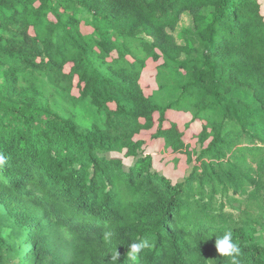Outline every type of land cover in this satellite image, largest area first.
Returning <instances> with one entry per match:
<instances>
[{"label":"trees","instance_id":"16d2710c","mask_svg":"<svg viewBox=\"0 0 264 264\" xmlns=\"http://www.w3.org/2000/svg\"><path fill=\"white\" fill-rule=\"evenodd\" d=\"M0 154V264H264V0H0Z\"/></svg>","mask_w":264,"mask_h":264},{"label":"rangeland","instance_id":"374dc122","mask_svg":"<svg viewBox=\"0 0 264 264\" xmlns=\"http://www.w3.org/2000/svg\"><path fill=\"white\" fill-rule=\"evenodd\" d=\"M192 19L190 17L189 14H184L181 18V21L177 27V30L173 31V33L176 35L177 39L179 41L181 40V35H182V31L184 28H193L192 25ZM44 91L46 93V95L50 98V101L52 103V105L58 109V106L61 108L62 113H64L67 117H71V115H73L75 113V107L71 106L67 101L63 102V103H58V99H57V91L55 86L53 85V82L51 79H46V86L44 88ZM169 98L165 97V96H161L159 95L157 97V101L160 102H165L168 101ZM72 107V108H70ZM74 107V108H73ZM70 108V110L67 112L66 114V110ZM85 112L88 109H84ZM84 115H88V113L84 114ZM89 120L91 122H94V124L96 125H104L105 123V117L104 116H98L95 115L93 117H88ZM196 129V126L191 127V130H189V133L191 134L192 131ZM161 154H164L163 150L161 151ZM169 158L172 157V155L169 153ZM161 158V156H160ZM163 163L160 164V173L162 174H167L168 176H171L174 181H176L177 179L181 178L186 172L187 174L190 171V168L187 169V167L184 169L181 167V165H176L174 164L172 161H167L164 162V160H162ZM251 161L250 159H248V164H250ZM258 172L260 174V179H259V184H261L262 189L258 192V194L261 196L260 197V202L262 204V206L260 207L258 204L256 203H252V202H247L245 201L243 204H240L239 201L244 199L242 197H237L234 201V203L229 204L228 201L224 198L219 199V202H225L227 203L225 205V210L228 212H231L235 218L236 222H239L242 218L243 219H247V218H251V220L253 221L254 219L259 218L260 219V224H258V233H261L264 237V166L262 168L258 169ZM257 188V187H256ZM232 195V194H230ZM2 207L0 205V213H2Z\"/></svg>","mask_w":264,"mask_h":264},{"label":"clouds","instance_id":"9594fccd","mask_svg":"<svg viewBox=\"0 0 264 264\" xmlns=\"http://www.w3.org/2000/svg\"><path fill=\"white\" fill-rule=\"evenodd\" d=\"M6 158L0 154V167H2L6 163ZM103 240L107 243H112L113 240V232L105 231L103 233ZM154 245V241L146 238H139L138 240L131 242L126 247V257L129 261L137 262L141 253L145 250H151ZM215 248L218 254L222 257L231 258L232 264H238L237 257L240 254V248L236 242L233 240V233L231 230H227L224 232L222 236L216 237L215 240ZM118 247H116L111 255L112 264H118L119 253L117 251Z\"/></svg>","mask_w":264,"mask_h":264}]
</instances>
